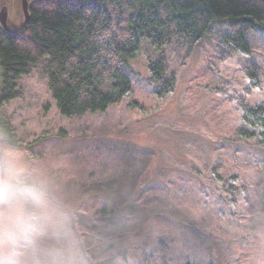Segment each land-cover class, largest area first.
Segmentation results:
<instances>
[{"label": "rangeland", "instance_id": "1", "mask_svg": "<svg viewBox=\"0 0 264 264\" xmlns=\"http://www.w3.org/2000/svg\"><path fill=\"white\" fill-rule=\"evenodd\" d=\"M4 6L23 21L22 0ZM229 26L216 20L192 49L163 50L177 76L164 100L149 84L160 53L146 41L132 93L104 114L64 118L39 70L20 79L21 98L2 109L17 143L0 128V149L45 182L42 249L68 243L78 264H264V139L238 135L239 102L264 103V32L248 34L245 56L222 45Z\"/></svg>", "mask_w": 264, "mask_h": 264}, {"label": "trees", "instance_id": "2", "mask_svg": "<svg viewBox=\"0 0 264 264\" xmlns=\"http://www.w3.org/2000/svg\"><path fill=\"white\" fill-rule=\"evenodd\" d=\"M29 9V22L16 34L0 30V128L14 144V128L2 109L21 98L19 81L33 69L46 79L62 117L104 114L132 93L130 63L143 41L160 53L149 63V84L164 100L177 83L165 48L192 49L217 20L230 24L222 39L228 52L250 56L248 34L264 32V0H37ZM248 68L247 78L256 86L257 67ZM238 110L239 137L251 139L258 132L264 139V103L252 107L240 101Z\"/></svg>", "mask_w": 264, "mask_h": 264}, {"label": "clouds", "instance_id": "3", "mask_svg": "<svg viewBox=\"0 0 264 264\" xmlns=\"http://www.w3.org/2000/svg\"><path fill=\"white\" fill-rule=\"evenodd\" d=\"M46 196L41 178L23 174L11 156L0 160V264H78L68 243L40 247L50 231ZM21 244L23 254L18 252Z\"/></svg>", "mask_w": 264, "mask_h": 264}, {"label": "water", "instance_id": "4", "mask_svg": "<svg viewBox=\"0 0 264 264\" xmlns=\"http://www.w3.org/2000/svg\"><path fill=\"white\" fill-rule=\"evenodd\" d=\"M30 4L28 0H22V11L25 19V23H28L30 20V12H29ZM0 25L1 28L9 34H16L17 31L13 30L8 25V8L4 6L0 11ZM3 159V154L0 149V160Z\"/></svg>", "mask_w": 264, "mask_h": 264}, {"label": "flooded vegetation", "instance_id": "5", "mask_svg": "<svg viewBox=\"0 0 264 264\" xmlns=\"http://www.w3.org/2000/svg\"><path fill=\"white\" fill-rule=\"evenodd\" d=\"M30 4V3H29ZM31 5V4H30ZM30 8V7H29ZM9 12V11H8ZM29 12H30V9H29ZM22 14H23V11H22ZM21 18V17H20ZM27 23H25V19H24V15H23V21L19 24H17V23H13L12 21H11V19L9 18V13H8V25H9V27L11 28V29H13V30H16V31H18L20 28H22V27H25V25H26ZM7 33V32H6ZM9 34V33H8Z\"/></svg>", "mask_w": 264, "mask_h": 264}]
</instances>
